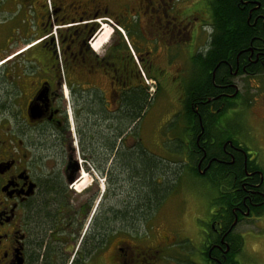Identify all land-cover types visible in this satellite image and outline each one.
<instances>
[{
  "label": "flooded vegetation",
  "instance_id": "flooded-vegetation-1",
  "mask_svg": "<svg viewBox=\"0 0 264 264\" xmlns=\"http://www.w3.org/2000/svg\"><path fill=\"white\" fill-rule=\"evenodd\" d=\"M218 2L228 30L240 15L251 37L218 61V82L209 71L216 94L191 98ZM105 26L111 36L94 50ZM263 73L264 0H0V264H253L264 142L225 115L253 101L239 81ZM173 89L151 149V107L135 118L129 106ZM151 162L164 187L154 208ZM175 165L202 179L207 197L193 193L188 230L152 235L180 184ZM85 171L95 185L74 197L68 186Z\"/></svg>",
  "mask_w": 264,
  "mask_h": 264
},
{
  "label": "rangeland",
  "instance_id": "rangeland-1",
  "mask_svg": "<svg viewBox=\"0 0 264 264\" xmlns=\"http://www.w3.org/2000/svg\"><path fill=\"white\" fill-rule=\"evenodd\" d=\"M109 31H111L109 27H104L101 37H104V35H106L105 33ZM103 45L104 43L99 48H101ZM94 49L98 50L97 48ZM251 80H255V82H251L250 79H248L247 77L242 78L239 81V87L241 98L253 99L252 103L248 106H242L239 109L238 113L229 111L228 114L225 115V117H227L228 120L232 123L239 124V121H241L240 124L243 126L245 122L246 127H244L246 129L247 134H250L251 137L264 142V73L257 77L254 76ZM252 84H257L259 87L254 89L251 87ZM177 96L178 94L175 92V89H173L168 93L164 90H161L154 98H152V101L149 105L151 107L150 119L147 122L145 121L143 125V127L145 128L144 136L147 143L151 145V149L154 148L152 141L154 140V129L157 127V125H160V122H157V120L158 118H160V114L166 116L163 113H169L171 110L175 109V99L177 98ZM255 98L257 99L256 101L254 100ZM242 119L244 122L242 121ZM149 134L150 138L152 139L150 140V142H148ZM182 157V155L179 156V158ZM261 163L264 171V155L261 159ZM176 165L178 166V164ZM176 165L173 167L176 171H179L177 170ZM181 170V173L183 175H180L179 171L178 174H176V176L174 177L177 182H180V184L178 187L176 186L174 192L169 195V198L166 200L164 206L158 212L157 219L154 221L152 235L153 231L154 235H157V233L159 234L164 229L188 230L192 223L190 215L193 211V202L196 198L193 193L200 194L204 198L207 197L206 191L203 189V180L191 175L186 170L182 169V167ZM82 177L80 178L79 182L73 184L76 190L68 186V190H72L74 192L75 195H72L74 197L88 196L87 193L83 194V188H85L87 185L90 186V183L95 185V182H91V177L88 176L86 171L85 174L82 175ZM203 203H205V200H203ZM258 225L261 226V228H258L253 224H250L248 227L251 231H255L258 233L257 237L259 239H262V243L258 240L249 239L247 251L248 254H251L250 260L253 264H264V225L261 222H258Z\"/></svg>",
  "mask_w": 264,
  "mask_h": 264
},
{
  "label": "trees",
  "instance_id": "trees-1",
  "mask_svg": "<svg viewBox=\"0 0 264 264\" xmlns=\"http://www.w3.org/2000/svg\"><path fill=\"white\" fill-rule=\"evenodd\" d=\"M239 16L240 15L238 16L235 15L234 18L231 16V20H233L232 22L236 24V30L232 29L230 31L228 30L227 25H226L227 23H229L228 16L226 15V6L223 4V2L222 3L218 2L215 5L214 22H215V26L217 27L216 34L214 35V39L212 40L210 44L208 57L206 59H203V61H200L202 77L200 76L201 79L199 80V82H196V84H194V87L192 88V93L190 96L191 98L199 99L201 97L214 96L216 94V91L212 87L211 74H210L211 72L209 71L215 70V74H216L215 80L218 82L217 77L219 75V72L221 73V75H225V71H226V69H223L221 65L220 67H216L218 61L226 60L227 59L226 57L228 56L230 57L229 58L230 61H232L233 56L237 54L240 48L247 47V43H248L249 38L251 37L252 31L249 30L246 26H245V29L243 28L244 25L241 24V19H240L241 16L240 17ZM238 31L241 32V34L243 35L239 36ZM249 100L250 99H248V102ZM151 101H152V98L149 99L146 94L143 100L140 97L138 98L136 97L133 107L129 106L130 109L134 110L135 118L138 117L139 112L144 107V104L149 106ZM186 111H187L186 116L188 117L193 116L191 109L186 108ZM148 164H149L148 167H150V172L148 173V175L146 174V177L149 176L151 178V191L152 192L150 196L151 198L150 204H151V207L154 208L156 205H154L153 200L154 198H157L159 196L160 190H163L164 187H161V189H159L158 186L153 183L154 182L153 176L155 174L154 172L157 171V169L154 168L155 166L152 162ZM145 167L148 168L144 164V168ZM135 168L138 169L136 165H135ZM136 169L134 171L138 172ZM140 171L145 172L144 170H140ZM146 171H149V170H146ZM168 186H169V183H168Z\"/></svg>",
  "mask_w": 264,
  "mask_h": 264
},
{
  "label": "bare ground",
  "instance_id": "bare-ground-1",
  "mask_svg": "<svg viewBox=\"0 0 264 264\" xmlns=\"http://www.w3.org/2000/svg\"><path fill=\"white\" fill-rule=\"evenodd\" d=\"M106 28H108V26H105ZM104 28V27H103ZM104 30V29H102ZM110 34H111V31H110ZM109 39V34L107 33L106 35H104V37L100 40V41H97L96 44H94V48H97L99 49V47L103 44V43H106ZM93 48V49H94ZM95 50V49H94Z\"/></svg>",
  "mask_w": 264,
  "mask_h": 264
}]
</instances>
